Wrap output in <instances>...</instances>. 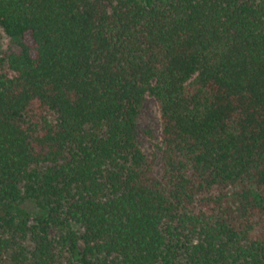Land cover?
<instances>
[{
    "label": "trees",
    "instance_id": "1",
    "mask_svg": "<svg viewBox=\"0 0 264 264\" xmlns=\"http://www.w3.org/2000/svg\"><path fill=\"white\" fill-rule=\"evenodd\" d=\"M0 28V264H264V0H0Z\"/></svg>",
    "mask_w": 264,
    "mask_h": 264
},
{
    "label": "rangeland",
    "instance_id": "2",
    "mask_svg": "<svg viewBox=\"0 0 264 264\" xmlns=\"http://www.w3.org/2000/svg\"><path fill=\"white\" fill-rule=\"evenodd\" d=\"M9 46L10 39L0 28V60L5 56ZM161 132V113L158 103L152 95H148L141 106V113L137 119V136L148 159L154 161L157 168H159L161 147L163 146ZM24 206L32 214H36L37 209L34 202H27ZM5 262L13 264L9 254L6 256Z\"/></svg>",
    "mask_w": 264,
    "mask_h": 264
}]
</instances>
